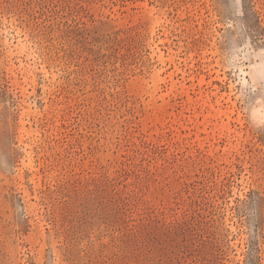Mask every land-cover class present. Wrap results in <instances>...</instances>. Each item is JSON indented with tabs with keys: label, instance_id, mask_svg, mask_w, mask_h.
Returning a JSON list of instances; mask_svg holds the SVG:
<instances>
[{
	"label": "rangeland",
	"instance_id": "1",
	"mask_svg": "<svg viewBox=\"0 0 264 264\" xmlns=\"http://www.w3.org/2000/svg\"><path fill=\"white\" fill-rule=\"evenodd\" d=\"M0 264H264V0H0Z\"/></svg>",
	"mask_w": 264,
	"mask_h": 264
}]
</instances>
